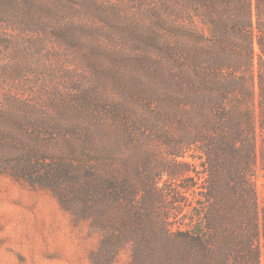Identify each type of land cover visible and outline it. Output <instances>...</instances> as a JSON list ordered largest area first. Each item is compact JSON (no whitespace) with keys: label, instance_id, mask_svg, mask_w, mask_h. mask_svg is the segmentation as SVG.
<instances>
[{"label":"trees","instance_id":"obj_1","mask_svg":"<svg viewBox=\"0 0 264 264\" xmlns=\"http://www.w3.org/2000/svg\"><path fill=\"white\" fill-rule=\"evenodd\" d=\"M258 170L264 0H0V174L91 264H264Z\"/></svg>","mask_w":264,"mask_h":264},{"label":"rangeland","instance_id":"obj_2","mask_svg":"<svg viewBox=\"0 0 264 264\" xmlns=\"http://www.w3.org/2000/svg\"><path fill=\"white\" fill-rule=\"evenodd\" d=\"M9 57L25 70L24 54ZM15 75L9 82L18 83ZM254 181L262 204L264 171L258 170ZM98 240L86 223L74 224L49 191L0 174V264H91L89 254ZM128 261L129 250L124 249L112 264Z\"/></svg>","mask_w":264,"mask_h":264}]
</instances>
